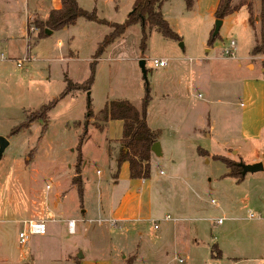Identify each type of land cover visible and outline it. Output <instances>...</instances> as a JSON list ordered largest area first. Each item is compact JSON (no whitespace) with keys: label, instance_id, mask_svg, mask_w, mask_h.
I'll return each instance as SVG.
<instances>
[{"label":"rangeland","instance_id":"obj_1","mask_svg":"<svg viewBox=\"0 0 264 264\" xmlns=\"http://www.w3.org/2000/svg\"><path fill=\"white\" fill-rule=\"evenodd\" d=\"M251 1L256 13L257 0ZM77 3L85 10H95L109 23H122L132 11L134 0ZM162 4L161 11L171 19L181 39L165 38L146 27L147 38L141 48L140 23L127 27L124 36L123 32L106 45L95 60L88 90L84 89L90 63L99 42L112 28L78 17L73 25L38 36L35 22L44 19L37 14L28 17V39H16L13 44L17 53L14 58L26 57L22 68L13 61L0 63V136L9 143L0 158V264H264V160L262 170L246 173L238 182L227 175L223 163L212 159L214 154L236 163L248 159L247 155L237 156L233 147L228 150L226 143H241L240 103L245 100L239 92L242 74L235 64L238 60L242 66L245 64L254 39L247 11L241 8L225 16L216 39L208 46L206 40L215 18L199 17L186 10L184 0H166ZM8 7L2 19L17 34L25 3L14 0ZM230 40L236 45L233 58L224 53ZM153 58L167 59L166 66L153 67ZM140 59L145 62V77ZM175 61L181 67L173 71L169 67ZM188 64L195 67L193 72H187ZM65 77L74 85L83 83V88L74 89L59 99L45 117L38 118L41 106L64 89ZM189 78L194 80V86L190 89L187 85L186 89ZM146 89L151 97L148 125L166 126L162 137L170 143L169 128L173 125L179 145H171L169 151L154 158L149 179L129 181V176H119L113 188L116 200L125 190L145 192L150 183L160 179L163 187L159 193L149 199L142 194L140 202L134 204L146 219L98 216L94 184L97 176H83L81 198L71 182L70 164L73 162L74 169L77 163L76 146L87 101L94 112L104 102L117 98L139 107ZM188 98L198 102L201 112H205L203 123L204 119L213 123L210 138H197V134L194 137L195 132L190 130L197 114L185 111L182 101ZM29 118L25 127H17ZM46 118V128L41 132ZM206 129L199 133L205 134ZM12 131L18 132L10 135ZM106 135L119 139L120 123L109 125ZM103 139L101 132L92 130L83 140L80 153L93 161L83 168L85 174L96 168L105 170L94 160ZM105 147L111 150L106 159L113 160L116 143L106 140ZM198 147H207L211 155H199ZM258 155L262 157L264 149ZM110 177L112 181L116 176ZM212 199L215 203H211ZM81 207H87L90 218H81ZM167 214L182 220L159 221L158 229L151 227L150 220ZM99 218L101 223L96 222ZM29 219L47 222V232L32 235L26 245H20L21 222ZM68 219L77 221L75 234L66 232ZM110 220L115 224L111 226ZM79 251L109 261L89 257L80 260L76 255ZM220 251L221 257H212Z\"/></svg>","mask_w":264,"mask_h":264},{"label":"crops","instance_id":"obj_2","mask_svg":"<svg viewBox=\"0 0 264 264\" xmlns=\"http://www.w3.org/2000/svg\"><path fill=\"white\" fill-rule=\"evenodd\" d=\"M14 0H0V51H4L10 58H14L17 56V53L15 52L13 48L14 40L16 39H28L29 37L27 35V22L28 17L32 14H37L39 16H42L43 19H45L48 16V13L50 10L58 9L60 8V0H23L25 3L26 10L24 11V17L22 19V22L20 24V30L19 33L15 34L13 31V26L8 24L2 19L4 9L9 8L10 2H13ZM77 1V0H76ZM166 1L163 0L162 3ZM168 1V0H167ZM161 3V4H162ZM217 0H195L193 3V6L190 11L192 13L197 14L199 17H208L210 19H214V9L216 6ZM79 5V4H78ZM163 5V4H162ZM258 5V0H257ZM6 6V7H5ZM80 6V5H79ZM81 7V6H80ZM185 7V6H184ZM161 9V8H160ZM186 9V8H185ZM245 9V8H243ZM187 10V9H186ZM246 10V9H245ZM189 11V12H190ZM162 12V11H161ZM238 12V11H237ZM236 13V12H235ZM163 17L166 19V21L169 23L170 27L179 35L178 29H176L172 23L171 19L163 13ZM248 18V13H247ZM54 32V31H52ZM126 31H124V34ZM181 38V37H180ZM207 41V40H206ZM254 43V39H252L249 47V51ZM206 45V44H204ZM185 45L182 44V48L184 49ZM206 51V50H205ZM20 58V57H18ZM167 60V59H166ZM178 61V60H177ZM175 61L173 64L169 67V69H173V71L179 70L181 65ZM7 62V61H6ZM177 62V63H176ZM190 62V61H189ZM4 63V62H0ZM182 63V62H181ZM245 64L242 66L241 62H238L235 64V67L237 69V72L239 74H242V82L240 85L239 92L244 98V102L240 103V106L242 108L241 114H240V126H239V135L238 137L241 140V143L234 144L230 143L229 141H226L228 144V150H232V147L234 148V153L237 154V156H244L247 155L248 159L244 161V163H254V162H262L264 160V155L260 157L258 155V152L260 149H264V55H257V56H248L247 60L244 62ZM201 64V62H200ZM165 67V66H164ZM194 66L188 64L187 72L190 73V71H194ZM191 69V70H190ZM67 78V77H65ZM190 87L193 88L194 86V80L188 79V84H186L185 88ZM198 96L200 97V93H198ZM197 96V97H198ZM119 99V98H117ZM122 99V98H120ZM151 99V97H150ZM189 99V98H188ZM113 100V99H112ZM142 100V99H141ZM181 100V99H180ZM110 101V100H109ZM108 102V101H106ZM104 102V104L106 103ZM186 104L185 111L191 110V113L194 112L197 114V121L196 116L194 117V121L192 123V127L190 130L194 131L197 138L199 137H205L210 138L211 137V130L213 129V123L208 124V120L204 119L205 123L202 121V117H205V112H201L200 104L196 101H193L189 99L188 101H182V103ZM141 105V102H140ZM137 108H140V106H136ZM102 108V107H101ZM100 108V109H101ZM99 109V110H100ZM92 110V109H91ZM98 110V111H99ZM97 112H93L94 115H96ZM84 119V116H83ZM80 120V119H79ZM90 123H88L87 128L90 129L88 132V129H86V134L90 136V132L98 131L101 132L104 136L102 145L100 147L99 153L97 154L95 161L98 162V164L101 166L103 165L105 167V170H100L99 168H96L93 173H87L83 171V168L85 166H89L92 161L91 159H87L83 157L80 153V155L83 158V163L80 167V176H81V182L83 185V176H97L94 180L95 189L98 196L99 205H97V214L98 216L102 215H108L109 217H112L113 219H124V220H131L135 219L137 217L141 219H146L144 215L142 214V210L139 206L134 205L137 202H140L141 196L145 194V198H151L152 194L155 195V192L159 193V190L163 187L161 185L163 182L160 181V179H156L153 183H150V185L145 189V192L142 191L141 193L133 192L125 190L120 196L116 198V200L113 198V188L116 184H118V178L119 176H129V170H128V164L127 162H123L118 170V173L116 174V162H115V156L118 150L119 145V139H112L109 138L106 135V132L109 130V125L114 124L117 125L120 123L122 127V121L120 120H108L106 122H100L95 119H89ZM146 123L148 125L147 121V111H146ZM98 125V127L96 126ZM92 125L95 127H92ZM148 127L157 133V141L159 143V155H155L151 151L150 155V173H151V163L154 160L155 157L162 156L164 153L171 149V145H179V141L177 140L179 138L178 132L175 130V127L172 125L169 128V131L171 133L170 138L172 139V143L166 142L165 139L162 137L163 130L165 129L164 126H150ZM93 128V129H92ZM204 128L207 132L205 134L199 133ZM197 131V133H196ZM85 134V135H86ZM89 136L86 138L84 137V140L88 139ZM107 141H114L116 143V149H115V155L114 159H106L107 157H110L111 150L107 147H105V143ZM201 148V147H200ZM202 149L207 150V147H202ZM209 153V152H208ZM210 154V153H209ZM211 155V154H210ZM77 159V157H76ZM76 161V160H75ZM74 161V163H75ZM73 163V162H72ZM72 163L70 164V167L72 168V176L75 175V166L74 169L72 167ZM263 164V163H262ZM68 166V168H70ZM114 173V175H113ZM159 173H162L159 171ZM110 176H116L114 177L112 181L109 180L111 178ZM150 177V176H149ZM130 178V177H129ZM112 179V178H111ZM146 179H132L130 178L129 181L133 180H142V182ZM75 187V185H73ZM76 189V187H75ZM83 191V186H82ZM107 198V200H106ZM211 203H215L214 199L211 200ZM220 207V206H219ZM156 211V207L153 209ZM81 218L86 220L88 209L84 207H81ZM149 212V209L148 211ZM168 215V214H167ZM90 218V217H87ZM182 220L180 217H178V220ZM176 222V221H175ZM80 252V251H79ZM77 252V254L79 253ZM82 257L81 259H84L86 257L92 258V259H98V260H105L109 261L107 259H99L95 257H91L90 255H87L85 252H81ZM221 253V251H220ZM76 254V255H77ZM222 255V254H221ZM74 261V260H72Z\"/></svg>","mask_w":264,"mask_h":264},{"label":"trees","instance_id":"obj_3","mask_svg":"<svg viewBox=\"0 0 264 264\" xmlns=\"http://www.w3.org/2000/svg\"><path fill=\"white\" fill-rule=\"evenodd\" d=\"M163 0H134L133 9L122 23H109L105 19L99 18L95 10H85L80 7L76 0H60V8L50 10L48 16L44 20L36 21L35 27L38 31V36L45 33V29L56 31L64 27L73 25L78 17H82L88 21L107 24L112 29L104 36L99 42L94 53V60L90 63L89 75L85 80L86 88L88 90L94 78L95 60L98 58L103 48L118 38L127 27L140 23L141 25V39L140 47L144 48L147 38L146 27L154 28L163 37L179 41L180 36L170 27L169 23L163 17L161 12V3ZM195 0H184L185 8L191 9ZM245 8L248 13L247 22L254 33V43L249 51L250 56L264 55V0H258V10L256 13L253 11V2L251 0H217L213 15L215 19H223L225 16L233 14ZM29 21L27 22V35L29 36ZM213 28L211 29L207 38L206 44L211 45L217 37L212 35ZM65 87L58 94V96L49 100L46 104L41 106L37 114L38 118L45 117L57 103L65 95L74 89L80 90L84 84L74 85L65 78ZM150 100L148 89L141 100L140 108L135 107L127 99H113L106 102L96 115L93 114L90 108V101H87V108L84 114L83 129L78 136L76 149L77 163L75 164V175L71 178L72 184L75 185L78 197L82 196V182L80 176V146L84 140L86 129L89 119H95L100 122L108 120L122 121L121 137L119 139L118 150L115 156L116 174L123 162H127L129 177L132 179H146L150 176V155L151 146L157 141V133L152 131L146 123V111ZM30 118L25 120L24 123L19 124L17 127H25L26 123L30 122ZM41 132L44 131L47 125V118L43 120ZM98 127V125L96 124ZM19 129V130H20ZM18 132V131H17ZM17 132L13 131L10 135ZM197 153L201 156L207 154V151L198 147ZM212 159L218 160L225 165L228 169L227 175L234 177L238 182L243 179L241 175V168L236 162L226 158L224 155L214 154ZM241 175V176H239ZM212 256V253H211ZM212 257H221V253L213 255Z\"/></svg>","mask_w":264,"mask_h":264},{"label":"built area","instance_id":"obj_4","mask_svg":"<svg viewBox=\"0 0 264 264\" xmlns=\"http://www.w3.org/2000/svg\"><path fill=\"white\" fill-rule=\"evenodd\" d=\"M235 42L233 40L229 41L228 47L224 50V53L227 57L233 58L235 50ZM26 58V57H25ZM25 58H10L4 51H0V62L6 61H13L17 68H22ZM153 67H164L167 64L166 59H156L153 58L152 60ZM252 216V215H250ZM178 218H172L169 215H165L162 219L159 220H150L151 227L153 229H158V222L159 221H177ZM89 222H94L92 219H87ZM101 218L96 219V222L101 223ZM110 225L112 226L115 224L114 220H110ZM221 220L218 219L217 223H220ZM76 220L68 219L65 221L66 232L70 235L75 234L76 231ZM21 229L18 231V243L20 245H26L30 236L32 235H44L47 232V222L43 220H23L21 222Z\"/></svg>","mask_w":264,"mask_h":264},{"label":"water","instance_id":"obj_5","mask_svg":"<svg viewBox=\"0 0 264 264\" xmlns=\"http://www.w3.org/2000/svg\"><path fill=\"white\" fill-rule=\"evenodd\" d=\"M222 24V20L221 19H216L215 20V23H214V28H213V32H212V35H216L219 31V28ZM45 33L47 35H50L52 33L51 30H48V29H45ZM180 47H182V44L180 43L179 44ZM144 60L143 59H140L139 60V66H140V69L145 77L146 75V70L144 68ZM8 139L4 136H0V158H1V155L2 153L4 152L5 148L8 146ZM151 151L155 154V155H159L160 154V151H159V143L158 142H154L151 146ZM237 165L241 168V175L244 176L246 173H252V172H256L258 170H262L263 169V164L262 162H254V163H243L241 161H239L237 163ZM77 257L78 258H81L82 257V253L79 252L77 254Z\"/></svg>","mask_w":264,"mask_h":264}]
</instances>
